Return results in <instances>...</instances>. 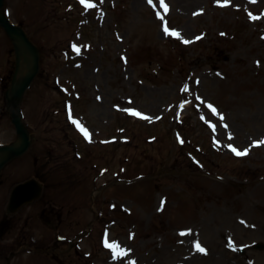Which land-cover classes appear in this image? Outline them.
I'll return each instance as SVG.
<instances>
[{
  "label": "rangeland",
  "instance_id": "rangeland-1",
  "mask_svg": "<svg viewBox=\"0 0 264 264\" xmlns=\"http://www.w3.org/2000/svg\"><path fill=\"white\" fill-rule=\"evenodd\" d=\"M164 4L5 0L41 69L30 148L0 170V264H264V0ZM15 69L0 27V144L21 139ZM30 177L43 196L8 215Z\"/></svg>",
  "mask_w": 264,
  "mask_h": 264
},
{
  "label": "water",
  "instance_id": "water-1",
  "mask_svg": "<svg viewBox=\"0 0 264 264\" xmlns=\"http://www.w3.org/2000/svg\"><path fill=\"white\" fill-rule=\"evenodd\" d=\"M3 4L4 0H0V25L6 29L10 37L14 40L17 53L16 71L12 87L7 92V99L9 102V109L13 114V122L15 123L17 132L21 137V142L18 145L12 144L0 146V153H5L6 155L0 161V169H2L13 157L25 153L31 144L30 134L22 121L20 104L24 93L40 70V52L38 47L21 26L12 23L2 12L1 8ZM22 56L23 60L27 62L28 70L22 78L18 79ZM42 190V183L35 178L17 184L12 190L8 204V211L10 213L16 212L25 203L31 202L40 197ZM256 247L264 248V245L257 244Z\"/></svg>",
  "mask_w": 264,
  "mask_h": 264
},
{
  "label": "snow or ice",
  "instance_id": "snow-or-ice-1",
  "mask_svg": "<svg viewBox=\"0 0 264 264\" xmlns=\"http://www.w3.org/2000/svg\"><path fill=\"white\" fill-rule=\"evenodd\" d=\"M82 2H84V0H82ZM153 0H149V3H152ZM218 3L221 2V0H217ZM225 2H227V0H225ZM160 3L163 5L164 9L167 10V5L164 4V0H160ZM165 31L166 32H171L172 35H179L178 32H176L174 29H169L167 27V24H165ZM209 107H212V105H209ZM134 111V110H131ZM213 111H215V109L213 108ZM137 115H139L140 113H135ZM87 134V133H86ZM255 144L257 145H261L264 144V140H258V141H254ZM229 147H233L232 145H229ZM233 151L236 152L237 155H245L248 152V149L245 148L243 151H240L238 149H236L235 147H233ZM110 247H116L115 244L109 245ZM196 247L200 250V251H205V249L199 244V242H196ZM123 254V253H122Z\"/></svg>",
  "mask_w": 264,
  "mask_h": 264
},
{
  "label": "bare ground",
  "instance_id": "bare-ground-1",
  "mask_svg": "<svg viewBox=\"0 0 264 264\" xmlns=\"http://www.w3.org/2000/svg\"><path fill=\"white\" fill-rule=\"evenodd\" d=\"M23 55H24V53H23ZM22 59H23V56H22ZM25 72H26V64L24 63V61H22V64H21V70H20V72H19L18 78H22V77L24 76ZM19 143H20V141L17 142L16 145H18ZM4 156H5V153H0V160H1Z\"/></svg>",
  "mask_w": 264,
  "mask_h": 264
}]
</instances>
